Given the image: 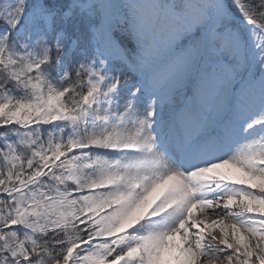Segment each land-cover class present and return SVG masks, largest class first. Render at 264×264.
<instances>
[{
	"label": "snow or ice",
	"instance_id": "obj_1",
	"mask_svg": "<svg viewBox=\"0 0 264 264\" xmlns=\"http://www.w3.org/2000/svg\"><path fill=\"white\" fill-rule=\"evenodd\" d=\"M0 264H264V0H0Z\"/></svg>",
	"mask_w": 264,
	"mask_h": 264
}]
</instances>
